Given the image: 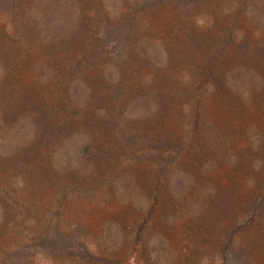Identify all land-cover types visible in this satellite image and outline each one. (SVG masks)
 Here are the masks:
<instances>
[{"label": "rangeland", "instance_id": "1", "mask_svg": "<svg viewBox=\"0 0 264 264\" xmlns=\"http://www.w3.org/2000/svg\"><path fill=\"white\" fill-rule=\"evenodd\" d=\"M0 264H264V0H0Z\"/></svg>", "mask_w": 264, "mask_h": 264}]
</instances>
